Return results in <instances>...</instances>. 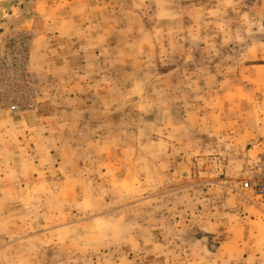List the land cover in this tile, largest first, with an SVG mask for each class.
I'll return each instance as SVG.
<instances>
[{
    "label": "rangeland",
    "instance_id": "rangeland-1",
    "mask_svg": "<svg viewBox=\"0 0 264 264\" xmlns=\"http://www.w3.org/2000/svg\"><path fill=\"white\" fill-rule=\"evenodd\" d=\"M262 155L264 0H0V264H256Z\"/></svg>",
    "mask_w": 264,
    "mask_h": 264
},
{
    "label": "crops",
    "instance_id": "crops-1",
    "mask_svg": "<svg viewBox=\"0 0 264 264\" xmlns=\"http://www.w3.org/2000/svg\"><path fill=\"white\" fill-rule=\"evenodd\" d=\"M257 122H261L259 120H256ZM260 133H258L257 130H255L252 134H250V138H258ZM257 207L260 208L261 211L256 209V212L253 218H251V229L249 232L251 233V238H255V241H264V203L257 204ZM246 230V227L243 229V232ZM261 247V248H260ZM260 249H264V246H259ZM259 255V256H258ZM256 255V258L254 261H256V264H264V252L259 253ZM258 256V257H257Z\"/></svg>",
    "mask_w": 264,
    "mask_h": 264
},
{
    "label": "built area",
    "instance_id": "built-area-1",
    "mask_svg": "<svg viewBox=\"0 0 264 264\" xmlns=\"http://www.w3.org/2000/svg\"><path fill=\"white\" fill-rule=\"evenodd\" d=\"M242 187L264 197V155L253 163L249 177L242 183Z\"/></svg>",
    "mask_w": 264,
    "mask_h": 264
}]
</instances>
